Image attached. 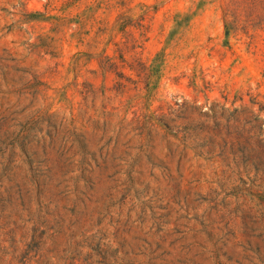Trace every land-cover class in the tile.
Wrapping results in <instances>:
<instances>
[{
    "label": "rangeland",
    "instance_id": "1",
    "mask_svg": "<svg viewBox=\"0 0 264 264\" xmlns=\"http://www.w3.org/2000/svg\"><path fill=\"white\" fill-rule=\"evenodd\" d=\"M122 14L135 41L145 19L125 56L149 67L123 71V94L100 67L121 64ZM263 171L264 0H0L4 248L32 243L44 264H264L263 191L240 181Z\"/></svg>",
    "mask_w": 264,
    "mask_h": 264
},
{
    "label": "trees",
    "instance_id": "2",
    "mask_svg": "<svg viewBox=\"0 0 264 264\" xmlns=\"http://www.w3.org/2000/svg\"><path fill=\"white\" fill-rule=\"evenodd\" d=\"M226 12H228V9H226ZM133 21V17L122 14L119 16L114 28V31L122 33L125 39L123 43H116L117 52L120 54L121 64L115 62L113 58H110L109 56H105V58L100 61V67L104 74L113 73L119 78L117 86L121 90L122 94L125 93V90L127 89V85L124 83V80L132 81L131 78H128L125 75V73L123 72L124 70H130L133 73H136L138 77H141L145 72L149 71V67H147V64L143 62L141 58L135 56L131 59H127V57L125 56L129 52H134V50L137 48H142L144 42L147 39L148 27H146V25L144 24V18H139L140 26L143 30L142 39L140 41H135L134 38H132V35L128 32V28L131 26V23ZM235 140V142H237L239 140V137H237ZM248 176H250L248 177V180L240 177V181L243 183V185H249L250 187H254L263 191V194L260 198L262 203L264 204V171L255 173L253 177L251 175ZM44 208L46 209L45 211L43 209H39V213L45 215V217H41H43L44 219H49L56 216L57 210L52 209L49 204L44 206ZM26 211L29 216L34 215L35 213L31 204ZM83 223V220H77L75 222V225H78L81 229L83 227ZM87 239H90V237H88ZM40 243L44 244V241H41ZM82 246L83 244H80V247ZM47 258L48 255H45V253H43V249L32 245V243L26 245L25 249H20L19 247L6 249L3 246V242L0 241V264H44ZM100 264L107 263L100 262Z\"/></svg>",
    "mask_w": 264,
    "mask_h": 264
}]
</instances>
